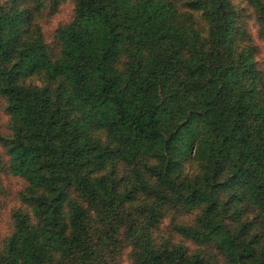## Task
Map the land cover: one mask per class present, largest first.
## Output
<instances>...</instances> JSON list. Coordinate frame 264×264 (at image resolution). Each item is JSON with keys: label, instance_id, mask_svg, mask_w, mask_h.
Listing matches in <instances>:
<instances>
[{"label": "trees", "instance_id": "trees-1", "mask_svg": "<svg viewBox=\"0 0 264 264\" xmlns=\"http://www.w3.org/2000/svg\"><path fill=\"white\" fill-rule=\"evenodd\" d=\"M244 1L264 43V0ZM45 4L0 0V146L25 182L0 264H264V71L243 11L74 0L49 49ZM169 214L185 221L165 234Z\"/></svg>", "mask_w": 264, "mask_h": 264}, {"label": "rangeland", "instance_id": "rangeland-1", "mask_svg": "<svg viewBox=\"0 0 264 264\" xmlns=\"http://www.w3.org/2000/svg\"><path fill=\"white\" fill-rule=\"evenodd\" d=\"M74 0H60L59 4L53 8L48 9L47 0H45V7L41 8L35 21L39 26L43 40L49 49H54V31L57 27L66 24L73 15ZM234 6L243 11L244 14L240 16L239 23H241V30L245 33V37L251 36L252 43L256 46V62L260 70L264 71V43L257 36V28L252 13V8L247 5L244 0H232ZM201 23V22H199ZM126 53V52H125ZM123 55L115 64L116 67L122 66ZM7 119L8 116L4 110V103L0 99V134H7ZM7 156L5 150L0 146V240L11 229L12 213L17 209H22L23 205L19 200V192L25 185L22 178L17 175H12L6 168ZM175 220H174V219ZM185 221V216L172 217L170 214L164 217L160 230L163 233H169L171 224L174 221ZM127 251L123 250L119 257V264H129L130 259L126 255Z\"/></svg>", "mask_w": 264, "mask_h": 264}]
</instances>
